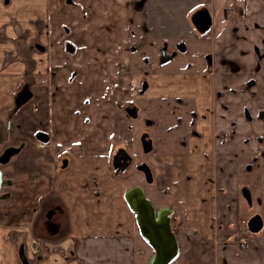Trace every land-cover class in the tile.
<instances>
[{"label": "crops", "instance_id": "0c3cea01", "mask_svg": "<svg viewBox=\"0 0 264 264\" xmlns=\"http://www.w3.org/2000/svg\"><path fill=\"white\" fill-rule=\"evenodd\" d=\"M230 1L209 68L143 61L136 0H0V264H154L137 187L169 264H264V0Z\"/></svg>", "mask_w": 264, "mask_h": 264}, {"label": "rangeland", "instance_id": "374dc122", "mask_svg": "<svg viewBox=\"0 0 264 264\" xmlns=\"http://www.w3.org/2000/svg\"><path fill=\"white\" fill-rule=\"evenodd\" d=\"M209 1L205 0L204 5L188 2L186 6H183L184 8L174 7L173 9H170L173 5L170 8H166L165 5L158 2L155 4L156 6L153 10V0H136V3L133 5L135 12H139L136 14L137 20H135L136 26H138L137 35L139 36L136 50L140 51L139 55L142 60L153 66V55L155 53H161V55L164 53L163 49L159 52V44L165 42L177 54L178 59L175 61L176 63L180 61V64H182L181 60H192L197 65L201 66L204 64V66L210 68L211 62L214 59L212 48L210 47V36L212 33L210 30L216 32L218 29V18L215 12L219 11L220 5L214 7ZM171 3L174 4L175 2L171 1ZM238 6L240 4L229 0L219 11V14L228 17L231 11L237 13L236 8ZM192 7L196 8L190 9ZM240 14V12L239 14L237 13V17H242ZM214 17L217 18L216 23H214ZM191 28L201 34H206V36H203L205 39L207 38L205 44L197 42L195 33ZM170 41H183L188 44L189 49L183 54L181 47L169 43ZM150 73L148 72L147 75ZM40 244L42 252V243Z\"/></svg>", "mask_w": 264, "mask_h": 264}, {"label": "water", "instance_id": "95a60500", "mask_svg": "<svg viewBox=\"0 0 264 264\" xmlns=\"http://www.w3.org/2000/svg\"><path fill=\"white\" fill-rule=\"evenodd\" d=\"M30 96V93L22 92L16 100V107L19 108L21 105H23L28 99H30ZM2 183L3 173L0 169V190L2 187ZM127 199L130 206L137 213L143 235L149 239L150 243H152V245L157 250V257L155 258L154 264H169L174 258L177 250V243L175 239H173L172 233H169V230L168 232H165L168 234V240L166 241V243H160L159 241L157 242L156 237L154 236L155 230H162V227L160 226V224H157V222L163 221V223H161L164 225L163 229H166L168 227V223L165 222L167 213H160L159 211H156L150 201L144 196L143 190L139 187L131 190L127 196ZM169 238H171L172 240L170 241ZM162 246L167 247L168 250H163Z\"/></svg>", "mask_w": 264, "mask_h": 264}, {"label": "built area", "instance_id": "2783aa9c", "mask_svg": "<svg viewBox=\"0 0 264 264\" xmlns=\"http://www.w3.org/2000/svg\"><path fill=\"white\" fill-rule=\"evenodd\" d=\"M245 234H246V232H243L238 237V242L241 246L246 245L247 238H246ZM40 243H41V241L39 239H36L33 241V252L35 254H40V252H41V244Z\"/></svg>", "mask_w": 264, "mask_h": 264}]
</instances>
